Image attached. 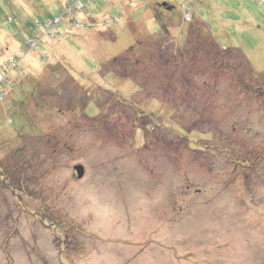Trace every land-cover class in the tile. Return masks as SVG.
I'll return each instance as SVG.
<instances>
[{
  "label": "rangeland",
  "instance_id": "1",
  "mask_svg": "<svg viewBox=\"0 0 264 264\" xmlns=\"http://www.w3.org/2000/svg\"><path fill=\"white\" fill-rule=\"evenodd\" d=\"M80 1L0 0V264H264V0Z\"/></svg>",
  "mask_w": 264,
  "mask_h": 264
},
{
  "label": "trees",
  "instance_id": "2",
  "mask_svg": "<svg viewBox=\"0 0 264 264\" xmlns=\"http://www.w3.org/2000/svg\"><path fill=\"white\" fill-rule=\"evenodd\" d=\"M81 3H82V7L84 8V10H85V7H84V2L83 1H81ZM167 3H169V0H162V2H161V4H160V6L159 7H161V8H164V9H166V10H171V8H172V6L170 7L169 6V4H167ZM63 9V8H62ZM62 9H60V11L62 10ZM84 10H83V12H84ZM60 11L58 12L59 14L58 15H60ZM114 19L115 18H113V21H114ZM82 24H84V25H82V27L84 26V27H88V25L89 24H86V23H84V22H82ZM10 58H12V59H14L15 61H14V63L12 64V65H10V66H8V64L10 63V62H8L7 64H6V68L8 69V70H14V66L15 67H17V56L16 57H14V56H10ZM5 68V67H4ZM5 71H6V69H5ZM1 75L3 76V72L1 73ZM6 80H8V76H5V80L4 81H6ZM1 83H3V82H0V84ZM7 84V83H6ZM14 85V83L12 82V84L10 85V86H13Z\"/></svg>",
  "mask_w": 264,
  "mask_h": 264
},
{
  "label": "built area",
  "instance_id": "3",
  "mask_svg": "<svg viewBox=\"0 0 264 264\" xmlns=\"http://www.w3.org/2000/svg\"><path fill=\"white\" fill-rule=\"evenodd\" d=\"M79 2H80L79 4H77V3L74 2V3L70 4V6L67 5V6H65V7H67V10H68V9H70L71 7L74 8V7H76V6L78 5L79 8L82 9L83 7H82V5H81V1L79 0ZM65 7L61 10V12H60L61 15L64 14V13H62V12L65 11V9H66ZM51 35H52V34H51ZM10 60L13 61V62L15 61V60L12 59V58H10Z\"/></svg>",
  "mask_w": 264,
  "mask_h": 264
},
{
  "label": "water",
  "instance_id": "4",
  "mask_svg": "<svg viewBox=\"0 0 264 264\" xmlns=\"http://www.w3.org/2000/svg\"><path fill=\"white\" fill-rule=\"evenodd\" d=\"M74 169L77 171L78 176L81 177L84 172V169H82V166L77 165L76 167H74Z\"/></svg>",
  "mask_w": 264,
  "mask_h": 264
}]
</instances>
